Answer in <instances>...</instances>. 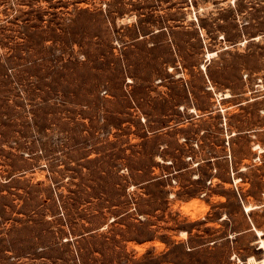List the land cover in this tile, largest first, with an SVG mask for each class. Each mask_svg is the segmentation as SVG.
I'll return each mask as SVG.
<instances>
[{"label": "rangeland", "instance_id": "rangeland-1", "mask_svg": "<svg viewBox=\"0 0 264 264\" xmlns=\"http://www.w3.org/2000/svg\"><path fill=\"white\" fill-rule=\"evenodd\" d=\"M256 229L264 0H0V264H247Z\"/></svg>", "mask_w": 264, "mask_h": 264}, {"label": "bare ground", "instance_id": "bare-ground-1", "mask_svg": "<svg viewBox=\"0 0 264 264\" xmlns=\"http://www.w3.org/2000/svg\"><path fill=\"white\" fill-rule=\"evenodd\" d=\"M209 55V52L207 53ZM204 64H202V68H204ZM221 95V94H220ZM225 96H228L229 94H224ZM252 206H245L246 210L251 209ZM182 234H185V231H182ZM256 234L259 236V239L257 241V244L259 245V248L262 249V257L260 259H256L254 256H248L247 257V264H264V237H261V232L256 229Z\"/></svg>", "mask_w": 264, "mask_h": 264}]
</instances>
